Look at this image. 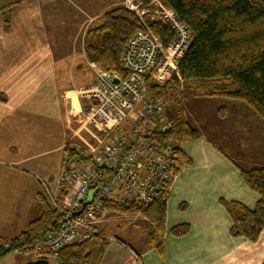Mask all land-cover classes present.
Segmentation results:
<instances>
[{
	"label": "crops",
	"instance_id": "1",
	"mask_svg": "<svg viewBox=\"0 0 264 264\" xmlns=\"http://www.w3.org/2000/svg\"><path fill=\"white\" fill-rule=\"evenodd\" d=\"M23 3L9 8L8 27L0 20V236L6 240L40 214L39 179L53 185L63 166L71 70L87 69L84 52L76 49L77 24L66 38L55 33L54 17L63 8ZM203 137L179 145L190 163L170 182L158 239L145 229L142 235L133 231L120 238L125 243L108 242L98 264H264V226L254 241L232 236V218L221 203L252 209L259 195L229 155L201 150L207 146ZM179 224H188V232L171 234Z\"/></svg>",
	"mask_w": 264,
	"mask_h": 264
},
{
	"label": "trees",
	"instance_id": "2",
	"mask_svg": "<svg viewBox=\"0 0 264 264\" xmlns=\"http://www.w3.org/2000/svg\"><path fill=\"white\" fill-rule=\"evenodd\" d=\"M14 1L16 2H10L13 4ZM139 1L140 7L151 9L155 6L153 0ZM163 1L191 30L189 46L178 62L182 83L190 85L199 80L213 81L216 85L211 91L212 95L242 101L264 120V0ZM7 8L3 10V14L8 13ZM145 22L165 44L172 39L170 28L160 18L151 19L145 16ZM5 24L8 27L7 21ZM139 28H143L142 22L132 10L118 4L109 7L86 29L83 47L86 59L104 71L120 70L119 57L122 48ZM180 84L174 78L164 87H156L153 82L146 85L151 99L162 100L164 103L174 100L178 105L171 117V128L158 138L177 145L176 173L190 163L179 145L200 137L199 130L185 118L182 107H179V100L176 97L171 99ZM89 105L90 103L86 105V109ZM225 113V106H221L218 109L219 117H225ZM64 151V161L75 157L78 159L70 146H66ZM232 162L239 168L244 183L259 198L252 209L237 201L221 200V203L232 218L230 234L254 241L264 226V162L250 168H244L234 160ZM168 184H165L156 199L149 204L144 205L136 199L120 205L115 202L122 212L139 211L146 219V227L155 240L164 231ZM38 198L41 212L26 228L8 240L0 236V257L12 250L27 248L60 225L61 217L46 196L40 193ZM107 207L109 209L110 204ZM188 230V224H179L173 226L170 233L180 236ZM106 244L102 236H95L91 240L65 246L56 256V264H98Z\"/></svg>",
	"mask_w": 264,
	"mask_h": 264
},
{
	"label": "built area",
	"instance_id": "3",
	"mask_svg": "<svg viewBox=\"0 0 264 264\" xmlns=\"http://www.w3.org/2000/svg\"><path fill=\"white\" fill-rule=\"evenodd\" d=\"M155 3L150 13L138 3L125 6L140 18L150 14L163 20L173 34L167 44L145 24L122 48L120 70L104 71L88 62L94 83L82 92L91 102L87 121L108 142L94 148L76 146L81 157L62 166L53 185L39 179L61 222L27 247L35 258L47 254L56 258L65 246L104 235L101 223L109 212L107 204L132 199L149 204L176 174L177 145L158 139L171 128V118L165 115L162 100L151 99L146 85L164 87L174 78L181 81L178 62L189 46L191 30L163 0Z\"/></svg>",
	"mask_w": 264,
	"mask_h": 264
},
{
	"label": "rangeland",
	"instance_id": "4",
	"mask_svg": "<svg viewBox=\"0 0 264 264\" xmlns=\"http://www.w3.org/2000/svg\"><path fill=\"white\" fill-rule=\"evenodd\" d=\"M10 1L12 0H0V20L4 23L6 21L9 22V14H3V10L23 1L25 3L21 4V7L63 8V14H57L56 12L54 17L56 24H59L56 26L58 29L55 33L61 35L60 39L66 38L65 35L69 34V30H74L71 25L74 24L75 26L76 23L79 31L75 36L76 49L78 51H83L84 35L87 27L90 23L99 19L105 10L116 4L125 6L131 2L134 6L138 3L140 7L141 3L139 0H16L13 4ZM153 1L155 2V0ZM8 4L12 5L9 7ZM155 7L151 9L146 7L149 10L148 13L153 12ZM130 10L137 15L134 9ZM73 11L78 13L77 18H74L75 20L73 19ZM137 16L139 17V15ZM145 16L151 19L155 18V16L150 14H145L142 18L139 17L143 26L146 24ZM65 48L66 46H64ZM88 62L90 61L85 58L83 67L87 68L86 70H81L79 67L76 71L74 69L71 70V83L73 84L71 89L73 90L67 95V115H70L71 118L68 121L69 126L66 132V146H70L78 158L81 157V153L79 154L77 150L78 148H94L101 143L106 144L108 142L105 139L106 136L99 129L88 124L87 121L88 110L86 105L91 102L82 92L87 86L91 85L94 79ZM180 83L177 91L171 95V99L176 97L179 100V107H182L187 121L199 130L200 135H204L203 138H205L207 146L202 147L201 150H218L229 155L232 161H236L237 164L244 168L263 164L264 120L260 116L242 101L224 99L221 96L212 95L211 91L216 85L213 81L199 80L190 85L183 84L182 81ZM221 106H225L226 113L223 118L219 117L218 114V109ZM177 107L178 105L174 100H169L165 103V115L170 119L175 114ZM75 162L77 163L76 157L64 161L63 166L73 165ZM116 203L110 204L107 217L101 223L104 235L100 236L107 242L106 247L108 242L114 241L112 238L118 241L122 238L125 241L126 237L133 231L140 232V235H142L143 229L149 231L146 227L147 221L139 211L122 212ZM29 254L28 248L9 251L0 257V264H28L39 258L48 260L49 264H56V258L51 254L37 258Z\"/></svg>",
	"mask_w": 264,
	"mask_h": 264
},
{
	"label": "water",
	"instance_id": "5",
	"mask_svg": "<svg viewBox=\"0 0 264 264\" xmlns=\"http://www.w3.org/2000/svg\"><path fill=\"white\" fill-rule=\"evenodd\" d=\"M114 81L116 82L117 80H114ZM28 264H49V263H48V260L43 259V258H39V259H36L32 262H29Z\"/></svg>",
	"mask_w": 264,
	"mask_h": 264
}]
</instances>
